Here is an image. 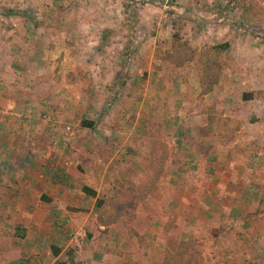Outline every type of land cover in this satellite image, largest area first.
Instances as JSON below:
<instances>
[{
    "label": "crops",
    "instance_id": "crops-1",
    "mask_svg": "<svg viewBox=\"0 0 264 264\" xmlns=\"http://www.w3.org/2000/svg\"><path fill=\"white\" fill-rule=\"evenodd\" d=\"M222 1L238 23L188 44L232 50L211 89L197 59L150 46L123 59L118 89L99 23L33 25L66 35L0 77V264H264V0ZM86 2L77 15L99 13Z\"/></svg>",
    "mask_w": 264,
    "mask_h": 264
},
{
    "label": "rangeland",
    "instance_id": "rangeland-1",
    "mask_svg": "<svg viewBox=\"0 0 264 264\" xmlns=\"http://www.w3.org/2000/svg\"><path fill=\"white\" fill-rule=\"evenodd\" d=\"M83 2H86L88 7L92 5L95 8L98 7L99 13L94 16L77 15L75 9L83 7ZM214 3L218 5L213 6ZM189 6L199 10L200 13L191 9V14L188 16H175L183 10L182 8H189ZM233 9H235L234 5L222 0H0V77L7 78L14 74L19 76L28 73L32 67L28 63L38 62L37 57L33 60L29 58L31 54L38 52L37 55L40 57H42V51H44V56L49 54L47 44H50V37L58 36L60 40L65 39L66 34L56 32L45 34L42 33L43 31H37L38 33H34L31 31L34 28L33 25L39 26L46 23L47 26H56L62 22L61 27L64 26L63 23L74 26L83 24L85 20H94L91 23L100 24L98 34H96L100 42V54L106 59L104 66L111 67L113 71L115 69L118 74L119 80L113 82L118 89L124 88L123 84L130 78L127 74L126 78L123 75L128 68V64L124 63L123 59L139 56L143 46L155 48V52H159L168 59L179 60L181 65L183 62L186 63L185 61L197 59L199 70L205 71L206 67L211 70L210 67H212L214 72L219 73L220 62L232 50H225L221 47L222 45L211 43L204 45L200 43L199 48L192 49L188 44L194 46L195 39L200 33L211 37L214 28L212 25L218 26V19L221 17L230 23L237 24L239 14ZM38 10H42L41 15H35ZM209 10L220 13H208ZM45 11L59 13L53 14L52 17L48 16L46 21L44 16L48 12ZM226 11L227 13L223 15ZM240 20L242 24L245 23L244 19ZM15 26H20V31L12 30ZM243 26L245 30L255 25ZM256 26L262 29L264 25L256 24ZM24 27L27 31L23 29ZM87 31L80 27L77 33L68 34L67 42L81 41L83 36L88 35ZM169 37L172 38V42ZM36 43L39 47L38 51L33 48ZM41 45L44 46V50H41ZM142 55L145 56L141 51L140 56ZM43 58L45 60V57ZM115 58L118 59L116 65ZM144 82L142 87L140 86L142 81L134 82L135 87L142 89L146 84ZM3 88H5L4 84H0V89ZM43 88H47L45 82ZM213 118L216 131L221 134L224 130L220 127L225 121L216 114ZM193 258L192 255L191 259ZM185 261L186 259L182 261V264Z\"/></svg>",
    "mask_w": 264,
    "mask_h": 264
},
{
    "label": "trees",
    "instance_id": "trees-1",
    "mask_svg": "<svg viewBox=\"0 0 264 264\" xmlns=\"http://www.w3.org/2000/svg\"><path fill=\"white\" fill-rule=\"evenodd\" d=\"M210 69L211 70H209L207 67L205 69V72L209 71V72H207V74H209L211 76L210 80L207 82V89H211V86L217 82V73L213 71L212 67H210ZM82 125L90 127L91 124L89 122L83 121ZM171 260H172V258H171Z\"/></svg>",
    "mask_w": 264,
    "mask_h": 264
}]
</instances>
